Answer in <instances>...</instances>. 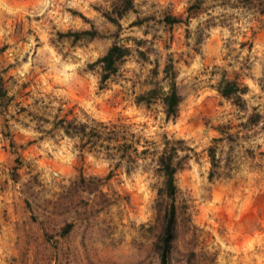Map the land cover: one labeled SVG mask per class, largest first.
Masks as SVG:
<instances>
[{"label":"rangeland","instance_id":"374dc122","mask_svg":"<svg viewBox=\"0 0 264 264\" xmlns=\"http://www.w3.org/2000/svg\"><path fill=\"white\" fill-rule=\"evenodd\" d=\"M192 1L133 0L114 38L94 9L107 0H0V70L12 98L0 112V264H156L145 232L156 178L150 151L139 150L161 134L182 140L189 157L174 175L189 225L169 264H183L189 249L191 264H264V13L239 0H203L185 24H162L166 12L184 17ZM90 24L100 34L92 40L59 35ZM112 40L145 59L134 51L99 89L88 64ZM167 61L182 95L174 120L158 102L133 103ZM220 72L247 86L243 110L217 95ZM60 117L102 122L115 137L78 151L55 127ZM122 143L131 144L126 156ZM79 175L108 176L82 186ZM65 222L72 227L61 237Z\"/></svg>","mask_w":264,"mask_h":264},{"label":"trees","instance_id":"16d2710c","mask_svg":"<svg viewBox=\"0 0 264 264\" xmlns=\"http://www.w3.org/2000/svg\"><path fill=\"white\" fill-rule=\"evenodd\" d=\"M106 8L96 7L95 10L99 11L102 18L114 27L112 37L118 36L121 28L119 20L129 12H134L133 0H107ZM244 5L257 6L260 13H264V0H239ZM203 0H193L185 8V16L172 15L169 12L164 13L161 16L162 24L171 26L175 23H186L191 16H194L196 12L201 8ZM84 21L88 22V19L78 14ZM143 18H136L132 21V25H140ZM60 36L67 37L70 43H76L79 40H92L95 37L100 36L97 28L92 24L88 28L80 29L76 31H66L59 33ZM138 43V41H136ZM136 51L143 59L144 54L137 50V48H131L124 43H118L112 40L103 53L98 56L93 62L88 64L89 68L97 67L98 75V88L103 89L106 83L113 77L118 71L120 65L124 62L125 58ZM0 70V112L6 111L11 96L7 94V90L4 84V80ZM157 64L155 63L150 69L151 77L155 78L157 75ZM159 80L154 79L151 81V86L140 90L133 97V103L136 106H143L147 108L152 103L158 102L163 117L165 120H174L177 116L178 105L182 100V95L178 90L175 82L176 70L174 69L171 61H167L163 64L160 70ZM214 90L217 95L237 109L243 110L245 108L244 95L247 91V86L240 82L237 74L227 76L223 72L217 74L215 79ZM55 127L62 130L64 135L75 140L78 151L83 149L91 150L94 145L103 147L102 142L110 143L114 137L112 128H109L102 122H96L94 125H88L85 122H79L75 119H65L63 117L57 118L54 122ZM264 126V123H263ZM219 130V129H218ZM183 142L180 139H169L165 134H161L158 143L151 142V148L144 146L140 152L150 151L152 161V174L155 176L156 181L151 185L153 190V198L151 202L152 217L147 224L145 232L148 234L149 245L148 250L151 255L154 256L156 264H169L171 259L172 249L176 243L177 238L183 235L188 230L189 220L186 213V205L177 201L178 188L175 184L174 175L182 169L188 160L187 148L182 146ZM87 147V148H86ZM131 144L127 145L122 143L119 150L120 156L126 153ZM106 148V147H105ZM118 146H115L117 151ZM136 148H132V152L135 153ZM179 152H182L181 154ZM125 154V156H126ZM129 152L128 158L132 161L135 157L131 156ZM108 155V154H106ZM119 156V158H120ZM207 156L213 167L216 160L214 157V148H207ZM110 157L109 155L107 156ZM104 178H95V180H85L83 176L79 175L76 179V184L85 186L89 181L94 186H100ZM211 172L208 174V178L211 179ZM77 186V185H76ZM72 224L65 222L58 230V235L63 237L71 229ZM195 258V252L189 249L185 252L183 258V264H191V261Z\"/></svg>","mask_w":264,"mask_h":264}]
</instances>
